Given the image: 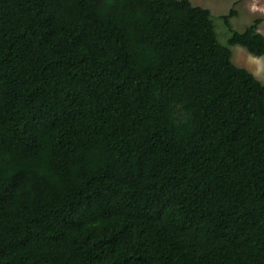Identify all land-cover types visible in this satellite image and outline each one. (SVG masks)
<instances>
[{
  "label": "trees",
  "instance_id": "1",
  "mask_svg": "<svg viewBox=\"0 0 264 264\" xmlns=\"http://www.w3.org/2000/svg\"><path fill=\"white\" fill-rule=\"evenodd\" d=\"M190 0H0V264H264L260 19Z\"/></svg>",
  "mask_w": 264,
  "mask_h": 264
},
{
  "label": "rangeland",
  "instance_id": "2",
  "mask_svg": "<svg viewBox=\"0 0 264 264\" xmlns=\"http://www.w3.org/2000/svg\"><path fill=\"white\" fill-rule=\"evenodd\" d=\"M195 6L210 10L216 31L221 43L226 44L230 33H227L226 26L221 16L227 15L233 8L237 13L230 19L232 29L244 31L255 19H260L258 26L260 33L264 35V0H190ZM232 61L237 66L243 67L252 72L257 79L264 82V56L254 57L246 49L240 46L232 48Z\"/></svg>",
  "mask_w": 264,
  "mask_h": 264
}]
</instances>
